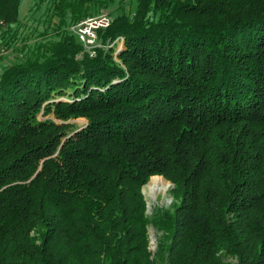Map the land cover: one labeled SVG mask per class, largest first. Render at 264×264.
Here are the masks:
<instances>
[{
    "label": "trees",
    "instance_id": "obj_1",
    "mask_svg": "<svg viewBox=\"0 0 264 264\" xmlns=\"http://www.w3.org/2000/svg\"><path fill=\"white\" fill-rule=\"evenodd\" d=\"M20 5L0 0L21 52L0 60V264H264V0ZM107 8L91 55L71 26ZM154 175L176 202L148 214Z\"/></svg>",
    "mask_w": 264,
    "mask_h": 264
},
{
    "label": "rangeland",
    "instance_id": "obj_2",
    "mask_svg": "<svg viewBox=\"0 0 264 264\" xmlns=\"http://www.w3.org/2000/svg\"><path fill=\"white\" fill-rule=\"evenodd\" d=\"M34 3V0H21V5H20V15L21 17H24V19L28 16L27 14L29 13L30 11V8L32 7ZM113 5V2L111 3L110 7H112ZM125 7H127V2H125ZM43 12V10H41ZM102 12H107L109 14V16H112V11L107 8V9H103L100 13ZM99 14V13H98ZM33 15V14H31ZM97 15V14H96ZM30 16V15H29ZM34 16V15H33ZM39 17V16H38ZM30 23H28L26 25V28L27 26L31 27V26H34L35 25V22H31V20H29ZM116 43H117V48H120L121 46H123L124 44V39L122 37H119L117 40H116ZM111 46V44H102L100 43L99 46L97 47H103V48H109ZM0 47H6V46H3V45H0ZM7 48V47H6ZM96 50V48H95ZM18 52L20 51H17V50H11L5 54H1L0 56H2L3 59L0 58V60H4L6 62H10L12 60H14L15 58H17L19 55H21V52L18 54ZM117 52H114V54H116ZM4 64L3 61L0 62V67ZM50 115H46V116H43L42 113L40 114V118H44V117H48ZM72 122H75L77 123L78 125H82L86 122V119L84 118H77V119H73L71 120ZM154 176H159V181H162V183H164L165 185H167V188L166 189H163V190H160V191H157V192H154L151 190V188L147 187L146 185L152 180V178ZM152 176L148 182H146L143 187H142V191L144 193V196L146 198V202H147V211H148V214H151L152 212V208L154 206H169L170 204H173L174 201L176 202V198H174V196L172 195L171 193V188L173 187V183L170 181V180H167L166 178H164L162 175H154ZM150 250L152 252H154L156 249H154V244H157V231L154 227L150 226Z\"/></svg>",
    "mask_w": 264,
    "mask_h": 264
},
{
    "label": "built area",
    "instance_id": "obj_3",
    "mask_svg": "<svg viewBox=\"0 0 264 264\" xmlns=\"http://www.w3.org/2000/svg\"><path fill=\"white\" fill-rule=\"evenodd\" d=\"M111 16L102 12L94 16H88L71 26V30L78 36L84 48L95 55V48L100 45L98 42V30L109 26ZM8 52L6 47H0V54Z\"/></svg>",
    "mask_w": 264,
    "mask_h": 264
},
{
    "label": "bare ground",
    "instance_id": "obj_4",
    "mask_svg": "<svg viewBox=\"0 0 264 264\" xmlns=\"http://www.w3.org/2000/svg\"><path fill=\"white\" fill-rule=\"evenodd\" d=\"M159 176H154L152 180L146 185L147 187L151 188L152 191L157 192L167 188V185L159 181Z\"/></svg>",
    "mask_w": 264,
    "mask_h": 264
},
{
    "label": "water",
    "instance_id": "obj_5",
    "mask_svg": "<svg viewBox=\"0 0 264 264\" xmlns=\"http://www.w3.org/2000/svg\"><path fill=\"white\" fill-rule=\"evenodd\" d=\"M156 247H157V244H154V249H156Z\"/></svg>",
    "mask_w": 264,
    "mask_h": 264
}]
</instances>
